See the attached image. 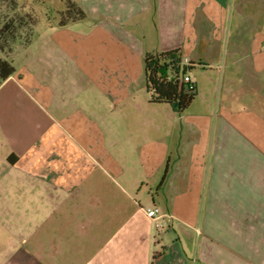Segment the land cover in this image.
<instances>
[{"label": "crops", "instance_id": "1", "mask_svg": "<svg viewBox=\"0 0 264 264\" xmlns=\"http://www.w3.org/2000/svg\"><path fill=\"white\" fill-rule=\"evenodd\" d=\"M70 1L0 83V264H264V26L227 0ZM175 48L183 111L143 66Z\"/></svg>", "mask_w": 264, "mask_h": 264}, {"label": "rangeland", "instance_id": "2", "mask_svg": "<svg viewBox=\"0 0 264 264\" xmlns=\"http://www.w3.org/2000/svg\"><path fill=\"white\" fill-rule=\"evenodd\" d=\"M64 1L0 0V28L4 23L8 24V28L0 33V58L9 61L13 56L14 66L19 67L26 65V58L29 60L37 52L40 53L36 45L49 34L46 22L57 21V11L64 8ZM226 9L231 17L230 23L237 24L242 21L236 10L243 11L250 14L253 26L257 25V29L262 31L260 26H264V17L260 13L264 9V0H227ZM246 32H249V29ZM47 63L51 66V60ZM19 73L23 74L22 71ZM43 77L44 74H40L39 81H42ZM43 79L42 83L48 86L49 80L45 77Z\"/></svg>", "mask_w": 264, "mask_h": 264}, {"label": "trees", "instance_id": "3", "mask_svg": "<svg viewBox=\"0 0 264 264\" xmlns=\"http://www.w3.org/2000/svg\"><path fill=\"white\" fill-rule=\"evenodd\" d=\"M64 3V8L57 11V25L62 26L68 21L83 17L84 12L74 2L65 0ZM7 28L8 24L4 23L0 28V33ZM182 59L183 55L178 48L144 54L143 66L150 102L170 103L178 111H183L194 99L196 95L194 82L188 83L180 80V77L191 69L192 63L182 64ZM13 72L14 67L11 61L0 58V83ZM189 84L193 87L189 88Z\"/></svg>", "mask_w": 264, "mask_h": 264}, {"label": "built area", "instance_id": "4", "mask_svg": "<svg viewBox=\"0 0 264 264\" xmlns=\"http://www.w3.org/2000/svg\"><path fill=\"white\" fill-rule=\"evenodd\" d=\"M181 62H182V64H185V65L190 63V61L186 57H183ZM180 80H182L184 82H188V83L192 82L190 77L188 76V74L182 75L180 77ZM192 87H193V85L189 84V88H192ZM144 213L148 218H150L151 220H155V221L158 220L161 216V214L158 212V208L155 206L144 209ZM155 225L158 226L159 223L156 222Z\"/></svg>", "mask_w": 264, "mask_h": 264}]
</instances>
